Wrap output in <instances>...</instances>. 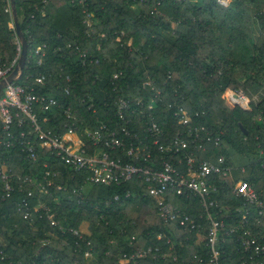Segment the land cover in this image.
<instances>
[{"label":"trees","instance_id":"1","mask_svg":"<svg viewBox=\"0 0 264 264\" xmlns=\"http://www.w3.org/2000/svg\"><path fill=\"white\" fill-rule=\"evenodd\" d=\"M15 6L27 50L45 47L43 62L38 65L37 57L26 61L18 84L55 98L61 111L69 109L74 116L68 120L57 114L42 124L44 114L37 109L45 129L64 133L74 123L81 132L102 123L118 130L122 122L117 101L142 98L156 108L143 107L128 115V128L142 137L139 124L151 118L159 122L166 115L163 140H169L187 133L167 109V104L176 103L188 112L193 126L209 133L210 141L201 135L198 158L214 161L226 155L236 166L234 178L249 182L264 202V121L256 120L264 119V0H230L225 8L215 0H85L83 5L71 0H15ZM5 7V0H0V55L8 53L0 58L11 60L17 53L12 42L17 35L15 27L9 28L12 19ZM87 14H92L89 25ZM39 74L46 77L43 85L33 82ZM28 76L33 79L27 83ZM146 80L151 86H143ZM226 90L241 91L250 99L258 95L259 101L250 111L229 109L220 96ZM20 131L28 132L29 126L13 133L20 138ZM27 140L19 139L4 155L12 191L5 198L0 182V264H119L122 253L140 247L159 251L137 264H194V256L208 258L196 232L162 223L142 181L91 184L88 173L72 171L46 150L37 148L35 161L26 159ZM46 172L52 185L42 193L36 184H46ZM222 186L213 210L223 222L220 264H243L240 235L230 233L240 220V201L232 199L230 184ZM23 200L31 208L43 203L48 212L38 209L25 220L17 208ZM166 200L206 231L197 198L169 193ZM84 225L88 234L82 232ZM163 254H173L176 260L164 259Z\"/></svg>","mask_w":264,"mask_h":264},{"label":"built area","instance_id":"2","mask_svg":"<svg viewBox=\"0 0 264 264\" xmlns=\"http://www.w3.org/2000/svg\"><path fill=\"white\" fill-rule=\"evenodd\" d=\"M71 2L83 5L85 0H71ZM229 2L230 0L217 1L218 5L224 8ZM5 3V12L9 13L12 19L9 0H5ZM90 16L92 14L86 15L88 25ZM12 26L14 27L13 21L9 28L13 29ZM44 48L38 46L27 50L26 61L37 57V64L40 65L43 62ZM16 52V56L11 60L0 58V81L12 72L18 62L21 52L19 41L16 44ZM80 57L87 56L80 53ZM21 76L18 80L7 84L0 97V182L5 198L12 191V177L4 155L12 150L19 139L29 137V140L23 142V151L26 150L28 160L35 161L38 148L50 152L72 171L88 173L87 181L94 185L112 186L131 180L142 181L146 193L154 200L157 214L165 226L174 224L187 233L196 232L199 240H204L208 258L194 256V264H220L221 254L218 248L222 241L220 232L223 229V222L213 214V210L218 206L214 197L219 196V186L230 184L229 192L232 199L240 201L241 205L236 209L240 220L230 229V233L240 235L239 241L246 254L243 264H263L264 202L262 198L249 182L234 178L233 171L236 166L229 163L226 155L221 154L214 161L198 158L197 154L203 150L204 137L201 135L207 137L206 141H210L209 133L203 127L199 129L193 126L190 115L183 107L176 103L167 104L169 113L177 119V123L187 128L185 136L183 133H178L169 140H163L168 130L166 115H162L159 122L151 118V122L139 124L142 137L132 133L128 128L131 123L128 115H136L143 107L149 111L156 108L152 103L145 105L142 98L117 101V116L122 122L117 126L118 130L110 129L101 123L98 129H85L79 132V128L72 123L64 133H54L51 129H45L42 124L48 123L50 118H55L57 114L68 120H74L72 112L69 109L61 111L62 105L58 100L51 96L35 94L29 84H18ZM113 78L117 76L114 75ZM29 79L33 78L28 76L25 82L28 83ZM45 80V75L39 74L33 82L43 85ZM143 86H151L150 80L143 82ZM223 94L228 97H224ZM232 94L236 95L237 103L233 101ZM220 96L227 108L238 107L243 111H250L251 105L259 101L258 95L250 99L241 91L226 90ZM37 109L44 114L42 124ZM258 121L264 119L259 116ZM27 125L29 131L26 133L20 131V138L16 137L13 130ZM214 142L217 145L218 139H214ZM49 174L46 172L43 177L46 180L45 185L40 182L36 184L39 192L47 193V187L52 185L47 179ZM30 181L35 184V180L30 179ZM169 193L180 197L197 198L200 201L205 214L204 220L208 224L206 231L196 219L166 200ZM17 208L25 220H30L31 212L38 209L48 212V208L43 203L31 208L25 200L18 204ZM48 219L51 225L56 224L52 220V215ZM201 231H205L204 238L200 237ZM73 233L78 234L77 231ZM157 238L160 239L161 236ZM158 251V248L151 247L135 248L129 253H122L119 264H137L138 261ZM0 254H2L1 248ZM85 257L90 258L91 254L86 252ZM162 257L176 260L173 254H163Z\"/></svg>","mask_w":264,"mask_h":264},{"label":"water","instance_id":"3","mask_svg":"<svg viewBox=\"0 0 264 264\" xmlns=\"http://www.w3.org/2000/svg\"><path fill=\"white\" fill-rule=\"evenodd\" d=\"M9 2H10V7H11L12 21L15 27L17 38L19 39V42H20L21 52H20V56H19V59H18V62L15 68L4 80L0 81V91H2L7 86V84H10L20 78L22 70L26 62V55H27V42L25 40L23 33L20 30L19 22L17 19L15 0H9ZM231 97L233 101L237 103L236 95L232 94Z\"/></svg>","mask_w":264,"mask_h":264},{"label":"rangeland","instance_id":"4","mask_svg":"<svg viewBox=\"0 0 264 264\" xmlns=\"http://www.w3.org/2000/svg\"><path fill=\"white\" fill-rule=\"evenodd\" d=\"M194 1H197L198 2V0H193V2ZM217 1L218 0H215V3L216 4H218L217 3ZM12 28H13V26H12ZM19 41V39L17 38V36L13 39V43L15 44V46H16V44H17V42ZM3 55V56H2ZM7 56L8 55V53H7V51L6 50H4V52H2V54L0 55V57H2V58H4V56ZM257 121H258V118L256 119ZM82 232L83 233H85V234H88L89 233V228H88V226L87 225H84L83 227H82Z\"/></svg>","mask_w":264,"mask_h":264}]
</instances>
